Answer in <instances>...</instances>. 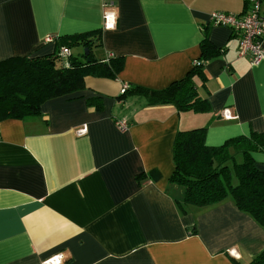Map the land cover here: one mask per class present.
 Returning a JSON list of instances; mask_svg holds the SVG:
<instances>
[{
  "label": "crops",
  "instance_id": "obj_1",
  "mask_svg": "<svg viewBox=\"0 0 264 264\" xmlns=\"http://www.w3.org/2000/svg\"><path fill=\"white\" fill-rule=\"evenodd\" d=\"M214 10L244 13L243 0H0V60L97 31L94 56L124 61L114 79L87 76L40 113L0 121V264H245L264 249V227L230 197L181 211L170 182L177 131L204 126L208 146L264 132V60L239 56L238 34L209 22ZM204 35L222 50L194 77L208 111L117 98L123 84L182 78Z\"/></svg>",
  "mask_w": 264,
  "mask_h": 264
},
{
  "label": "trees",
  "instance_id": "obj_2",
  "mask_svg": "<svg viewBox=\"0 0 264 264\" xmlns=\"http://www.w3.org/2000/svg\"><path fill=\"white\" fill-rule=\"evenodd\" d=\"M259 1L264 5V0ZM251 2L243 0L244 12ZM53 41L54 50L49 53L0 60V121L38 114L45 101L86 89L87 76L114 79L123 68L121 57L94 56V48L100 47L97 31L56 37ZM62 46L70 50L75 46L87 48L88 54L71 52L64 61L59 56ZM221 51L204 35L199 58L182 78L160 89L129 85L117 98L140 95L150 106L170 104L178 111H208V100L199 95L194 77H204L205 61ZM87 102L97 108L103 103L100 96H90ZM205 134L204 126L175 134L170 182L183 188L181 199H176L178 207L185 211L187 206H209L230 197L239 210L264 227V166L252 156L254 152L264 153V132L231 137L218 146H208ZM245 264H264V249Z\"/></svg>",
  "mask_w": 264,
  "mask_h": 264
},
{
  "label": "built area",
  "instance_id": "obj_3",
  "mask_svg": "<svg viewBox=\"0 0 264 264\" xmlns=\"http://www.w3.org/2000/svg\"><path fill=\"white\" fill-rule=\"evenodd\" d=\"M208 20L214 25L228 27L238 34V54L245 56L249 62L257 64L264 60V5L259 0H252L248 10L241 14H235L227 11L214 10L208 14ZM54 38L47 37L46 42H53ZM71 50L67 46L59 49V56L66 61L70 56ZM123 84L120 93L127 88ZM119 129L125 130L128 125L125 121H116ZM84 129L78 130L83 133ZM61 256H53L44 261V264H60Z\"/></svg>",
  "mask_w": 264,
  "mask_h": 264
},
{
  "label": "rangeland",
  "instance_id": "obj_4",
  "mask_svg": "<svg viewBox=\"0 0 264 264\" xmlns=\"http://www.w3.org/2000/svg\"><path fill=\"white\" fill-rule=\"evenodd\" d=\"M84 52V48L82 49L81 47H73L72 48V52H73V54L74 55H78V54H80L81 52ZM96 52V51H95ZM95 54H97V53H95ZM240 159V158H239Z\"/></svg>",
  "mask_w": 264,
  "mask_h": 264
},
{
  "label": "water",
  "instance_id": "obj_5",
  "mask_svg": "<svg viewBox=\"0 0 264 264\" xmlns=\"http://www.w3.org/2000/svg\"><path fill=\"white\" fill-rule=\"evenodd\" d=\"M84 52H85V54H88V50H87V48L84 49Z\"/></svg>",
  "mask_w": 264,
  "mask_h": 264
}]
</instances>
